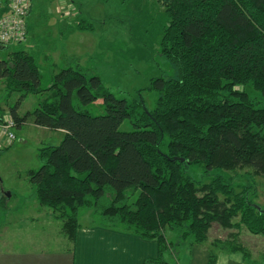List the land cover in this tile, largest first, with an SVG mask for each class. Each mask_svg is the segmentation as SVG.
Wrapping results in <instances>:
<instances>
[{
  "label": "trees",
  "instance_id": "16d2710c",
  "mask_svg": "<svg viewBox=\"0 0 264 264\" xmlns=\"http://www.w3.org/2000/svg\"><path fill=\"white\" fill-rule=\"evenodd\" d=\"M160 1L168 23L159 53L176 76L151 81L152 109L142 98L114 96L74 56L63 57L45 88L30 52L17 49L0 60L5 92L19 96L8 107L15 129L31 116L36 127L62 134L58 145L39 149L42 164L27 172L28 180L73 251L79 214L91 210L105 228L157 241V258L143 264H178L173 250L204 246L213 224L236 233L212 241L210 262L218 252L249 261L239 229L264 236L263 208L229 177L200 183L187 168L248 169L264 178V0ZM67 26L60 25L63 37L91 28L82 17ZM43 93L32 111L18 114L24 97ZM98 101L103 112L93 114ZM126 120L131 130L120 129Z\"/></svg>",
  "mask_w": 264,
  "mask_h": 264
},
{
  "label": "rangeland",
  "instance_id": "374dc122",
  "mask_svg": "<svg viewBox=\"0 0 264 264\" xmlns=\"http://www.w3.org/2000/svg\"><path fill=\"white\" fill-rule=\"evenodd\" d=\"M79 17L90 23L91 28L63 37L60 25L68 28L67 24L73 25ZM26 20L25 40L1 48L0 60L17 49L30 52L37 60L44 88L59 71L63 57L74 56L81 68L88 75L99 77L102 85L114 96L127 100L142 98L146 107L152 109L156 93L147 89L151 81L176 76V70L159 53L162 29L168 23L160 0H32V9ZM45 96V93L27 95L20 101L18 114L23 116L32 111ZM18 97L17 93L8 96L0 82V114L8 112V107L15 104ZM98 104L99 101L90 107L93 114L103 112ZM120 129L128 131L132 126L126 120ZM14 132L16 141L0 155V250L39 248L26 246L27 241L40 242L42 232L46 235L52 233L43 215V211H50L37 205L27 172L41 166L39 149L58 145L62 134L36 127L31 116ZM187 172L200 183H207L216 175L229 177L236 191L244 186L248 188L247 197L264 210V178L253 175L248 169L221 173L193 165L187 168ZM91 212L81 210L82 225L94 220L90 217ZM32 218L34 222H31ZM56 224H60L63 235L62 224L59 221ZM239 230V241L251 255L250 263L264 264V236L252 235L244 228ZM233 233H236L235 229L213 224L204 247L209 248L212 241L225 240ZM166 234L170 237L172 233L166 231ZM63 238L72 248V241L64 235ZM48 245L53 248L58 244L53 240Z\"/></svg>",
  "mask_w": 264,
  "mask_h": 264
},
{
  "label": "crops",
  "instance_id": "0c3cea01",
  "mask_svg": "<svg viewBox=\"0 0 264 264\" xmlns=\"http://www.w3.org/2000/svg\"><path fill=\"white\" fill-rule=\"evenodd\" d=\"M43 215L47 218V226L52 233L46 235L42 232L40 242L31 240L26 244L40 249L20 247L0 250V264H143L145 260L157 258L156 240H146L119 228H105L93 212L90 217L94 220L85 225H82V215L79 214V229L73 251V247L68 245V241L60 233V224H56L58 220L49 212L43 211ZM34 221L32 218L31 222ZM167 238L174 239L172 234ZM52 239L58 245L50 248L48 244L53 242ZM173 253V260L178 264H254L250 263L252 260L246 261L243 255L237 252H218L215 262L211 263L206 247L190 246L187 243L177 246Z\"/></svg>",
  "mask_w": 264,
  "mask_h": 264
},
{
  "label": "built area",
  "instance_id": "2783aa9c",
  "mask_svg": "<svg viewBox=\"0 0 264 264\" xmlns=\"http://www.w3.org/2000/svg\"><path fill=\"white\" fill-rule=\"evenodd\" d=\"M32 0H0V49L20 44L27 36ZM15 122L6 112L0 119V149L16 140Z\"/></svg>",
  "mask_w": 264,
  "mask_h": 264
},
{
  "label": "water",
  "instance_id": "95a60500",
  "mask_svg": "<svg viewBox=\"0 0 264 264\" xmlns=\"http://www.w3.org/2000/svg\"><path fill=\"white\" fill-rule=\"evenodd\" d=\"M181 161H183L182 159H181ZM9 196V195H8Z\"/></svg>",
  "mask_w": 264,
  "mask_h": 264
}]
</instances>
